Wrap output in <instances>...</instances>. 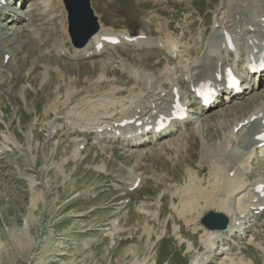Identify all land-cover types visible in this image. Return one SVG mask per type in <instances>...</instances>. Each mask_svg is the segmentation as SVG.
<instances>
[{
	"label": "rangeland",
	"instance_id": "rangeland-1",
	"mask_svg": "<svg viewBox=\"0 0 264 264\" xmlns=\"http://www.w3.org/2000/svg\"><path fill=\"white\" fill-rule=\"evenodd\" d=\"M219 1L91 0L106 34L111 33L108 30L117 33L134 29L149 35V46L136 47L120 40L121 44L107 45L101 53L87 58L71 57L73 49L64 32L66 19L61 0H28L24 4L22 9L32 18L28 16L30 20L14 24L15 30L19 28L17 33L3 39V45L15 57L10 69H5L8 77L0 80V147L5 149L0 154V264H188L190 259L204 254L205 231L199 219L206 210L198 220L189 221L191 216L185 212L183 201L172 193L182 195L183 188L187 189L184 193L189 191L193 181L185 174V166L197 170L202 145L219 141L232 123L260 106L264 90L242 96L223 113L221 108L226 105L206 111L199 133L188 132L198 121L184 131L188 133L184 137L186 147L179 157V137L161 143L166 149L158 154L151 152L161 149L158 144L134 152L128 146L133 137L124 144L102 138L106 125L116 121V113L119 122L127 118L128 107L132 108L138 99L144 100L146 87L162 80L164 83L165 77H171V70H176V59L170 52L151 42L165 40L168 44L174 38L179 41L177 46L192 45L197 48L192 53H203L214 33L216 37L220 33L213 28ZM47 13L53 15L51 25L48 17H43ZM247 13L251 16L250 6H246L244 14ZM234 18V23H246L244 17ZM32 24L39 27V32L29 31ZM45 45H52L55 51L47 53ZM177 54L180 59V52ZM235 58L231 56L230 62ZM48 62L61 69L63 75L50 70L45 75L46 82L40 85L41 72ZM104 76L110 80L103 81ZM90 79L99 82L97 90L84 89ZM113 85L118 91L111 90ZM68 86L79 91L73 92L64 105ZM164 87L168 88L167 83ZM179 87L183 90L182 101H192L185 95L188 88ZM50 99H54L56 107L45 111ZM123 126L112 124L105 128L106 135ZM250 161L241 162L240 167L248 165L250 180L263 179L264 158L257 156ZM208 164L211 167V162H205L198 176L203 180L199 186L205 189L210 187L211 179ZM139 172L142 178L138 180L142 182L137 189L119 186L121 177H127L126 183L141 175ZM246 172H241L243 177ZM243 193L239 194L240 208L246 207ZM255 195L262 196L260 192ZM219 197L214 200L224 195ZM237 240L232 234L221 256L214 254L212 247L206 264L223 260L231 264H264V214ZM235 245L240 246L241 253L236 252ZM171 250L175 252L166 260Z\"/></svg>",
	"mask_w": 264,
	"mask_h": 264
},
{
	"label": "bare ground",
	"instance_id": "bare-ground-1",
	"mask_svg": "<svg viewBox=\"0 0 264 264\" xmlns=\"http://www.w3.org/2000/svg\"><path fill=\"white\" fill-rule=\"evenodd\" d=\"M36 3H35V5H36ZM40 4H41V2H40ZM12 5H13V2L11 3V1H9V0H0V11H1V15H0V80L1 79L4 80L6 78L7 74H6L5 69H10V66L12 65V63H11L12 57H15L14 54H12L13 52L9 51L10 49L8 50L7 47L5 48V46L3 45V39H5L8 36L11 37L12 34L17 33L16 31L19 30V28H16V30H15L12 27L16 21H18V20H29L27 17L31 16L28 12L23 11V9H19V8L15 9L16 7L14 8ZM246 6L251 7V13H252L251 16L248 13L244 14L246 12ZM216 11H217V15L215 16V22H214L213 28L215 30L220 31V33H218V37H216V35L214 34L215 35V43L212 45L209 44L207 47V50L203 51V53L201 55H197L196 57H194V56H189L191 54V52L193 51L194 47H189V46L183 47L182 45L177 46L178 41H174L173 40L174 38L172 40L169 39L168 44H165L164 43L165 40H164V42H163L164 46H165L164 48H166L168 50V52H170V54L176 55L177 67H178L176 72L174 74L172 73L171 77H166V79H165L164 83L168 84V88L164 87L163 80H162V82H159L154 86H152V84H151L148 87H146L144 90H147V91H143L144 97H142V99L144 98V100L140 101L141 99H138L137 101H140V102L136 101V103L134 105H132V108L128 107L127 118L132 119L133 122L128 123L127 125H124L122 127V129H114V127H113L114 132H112L108 135H105L104 138H107L111 141H116V140L125 141L126 139H128L129 135H132L134 132L141 129L142 130L141 135L142 134L148 135V138H142L140 135V136L136 137V139L134 140V143L130 144L131 147L140 148L141 146L146 144V142L149 143L150 141H152V138H155V141H157V140H162L164 137H165L164 140L169 139V138H174V136L176 137V135H177V137H179V143H177L176 157H179L181 151L184 150L186 147L185 146L186 138L184 139V137L186 134L188 135V133L182 131V129L185 130V128L188 124L192 123L193 121L194 122L198 121L197 122L198 124L196 125V127H192L191 129H189L188 132L195 133V134L199 133L198 129L201 128V124L203 123L202 120L204 119L205 110L199 109L197 111H194V113L192 115L189 114L191 119L186 118L185 120H182V121L178 122L176 125H172V126L170 124L168 127L163 129L161 134L160 133L157 134L153 130L154 121L159 116V114L169 115V111H170L171 105L173 103V100H174V97L176 94L181 97V90L177 89V91L175 93L174 88H178V85L182 84V85H186L189 89H193V88H195V86L197 85V82L201 78H208L214 82V86L219 88L221 93L225 92V94L228 95L227 92L225 91L226 88L224 86L223 78H221L220 80H216L215 76L217 73L223 74L225 68L228 66H230L232 69L235 70L234 63L236 62V64H237V61H244V71H242L241 69L237 70L236 71L237 74L247 84L250 83V82H248V79L246 76L247 75L246 68H245L246 60L248 58H250V56H253V55L258 56L262 51H264V0H221ZM36 13H38V12H36ZM35 14H34V16H36ZM49 14L47 13L48 16L46 14H44L46 16H43V17H48L47 23L49 25H51L52 22H50V20H51V16H53V15L50 16ZM38 15H39V13H38ZM41 15H43V13H41ZM234 15L235 16L237 15L238 18L244 17L246 20L245 21L246 23H240L238 21L236 23H234V19H235ZM249 16L253 19H251ZM40 18H41V16H40ZM37 19L38 18H36V20ZM45 22H46V18H45L44 23ZM38 24H40V23H38ZM43 24H40V25H43ZM48 24L46 25V23H45V25H46L45 27H47ZM32 29H34V28L29 27V30H32ZM38 29H39V27H38ZM41 29H42V27L40 26V30ZM108 31L111 32L110 30H108ZM226 33L231 37V39L234 43V46L237 49L236 51L238 54V60H236L233 63H229L227 55H217L215 53V51L217 49L218 50L222 49L226 53H228V49H226V47L223 43V37ZM37 35H38V33H37ZM105 35H108V34H106L104 32V29H100L98 31V33H96L93 36V38L90 40V42L86 46L79 48V49H74L71 56H77V57H80V56L81 57H87L88 56L89 57L95 53L100 52L101 49H96L95 46L99 42L102 44V48L108 45V44H105L106 43L105 41L101 40L102 36H105ZM109 35H113V33H110ZM117 35H121L122 36L121 41L124 42V40H125V39H123L124 36L130 35V33L128 31H124V32L121 31V32H119V34H116V36ZM167 35H168V33H167ZM170 38H172V36ZM240 40H243V41L241 42ZM125 41L128 42L127 40H125ZM137 41H138V43H144L146 41V39L145 40L144 39L143 40H137ZM109 44H111V43H109ZM46 51L48 53L49 52L53 53V51H55V50H54L52 45H49L46 47ZM10 52H12V53L10 54ZM178 52H180V54H181L180 59L178 58L179 57V55L177 54ZM184 53H186L187 56L184 59H182ZM5 56H8L7 60H5ZM15 60H16V58H15ZM35 63L36 62L33 61L32 66H34ZM44 65H45V69L41 72V75H40L41 76L40 77L41 78L40 79V85H44V83L46 82V76L45 75H47V73L50 74L49 73L50 70H53V71L56 70L59 72V74L61 76L63 75L61 69H57L56 66L52 65L50 62H48L47 64H44ZM14 66H15V64H14ZM171 72H172V70H171ZM103 75H104V73L100 74L99 79H100V77L102 79ZM168 76H170V75H168ZM104 79L105 80H103V81L110 80V79H108V77L107 78L105 77ZM44 80H45V82H44ZM87 80H88V77H87ZM90 81H91V79H90ZM89 84L90 85H87L84 89L89 90L91 88H94L95 90H97V88H98L97 85L99 84V82L98 81H96V82L91 81V82H89ZM243 84H244V82H243ZM72 86H68L67 91H65L67 93V98L65 97L66 100L62 102V103H64V105H66L67 102L69 100H71L72 96L76 92L79 91V90H77L75 92L76 89L75 90L73 89L74 91H72ZM74 86H73V88H74ZM259 87H260V85H258V88ZM245 88H247V87L245 86ZM255 89H256L255 86L252 85L250 87V91L248 90L249 92L247 91V93H251ZM111 90H115V92H116V91H118V88L114 87V85H113L111 87ZM261 90H264V87H262ZM73 92H75V93H73ZM66 93H64V94H66ZM100 93H102V92H100ZM140 93L142 94V92H140ZM103 95H104V93H103ZM261 96L263 97L264 94L262 93ZM192 97H194L193 92H192ZM86 98H84V100ZM54 99H50V101H48V103H47L48 106L44 109L45 111H49L52 107H54L53 106L55 104ZM103 99H105V98H103ZM232 100L233 99L226 98L223 101V103L231 104ZM92 101H94V100H92ZM196 101L197 100H194L195 103H196ZM89 102H90V100H89ZM112 103H114V102H112ZM197 103H199V100L197 101ZM214 105H216V104H214ZM233 105L231 104L230 106H226L225 108H231V106H233ZM55 107H56V105H55ZM103 108L104 107H102V110H103ZM223 109L224 108L221 109V112L223 111ZM263 111H264V102L260 106H257L256 109L248 112L246 115H244L240 119H238L239 121L236 120L234 123H232V126L230 127L231 128L230 131L227 134H224L221 137V139H219V141L213 142V143L207 144V145L203 144L202 145V153L200 156V162L198 164L199 168L197 170L196 169L193 170V168L190 167L189 165L185 166V174L187 175L188 179L193 181V183L191 182V185L188 188L189 191L187 193H184L187 189L183 188L185 191L182 192V195H180V193L175 191L174 193H172V196L176 197V195H177L178 197L181 198V200L183 201V205H184L183 208L185 207L184 208L185 212H187V214H189L191 216L189 221L191 220L194 222V220H198L199 216L207 209H215L217 211H220L223 214H225L226 216H228V218H229V225L225 230H211V231L205 232V238H204V241L206 243L205 244L206 249H204V255L205 256H201L200 258L190 259L189 264H192L193 262H194V264H206L208 261L209 252H210V248H209L210 246L208 244L210 242L212 243L214 241H217V239L224 240L229 234L233 233V231L241 229L242 222H244L248 217H255L254 212L260 206L264 205V195H262L261 197H258V195H257V197H256L255 191H254L255 185L258 183L264 184V180L263 179L250 180L249 179L250 176H249L248 172L245 174L246 176L243 177L244 174L242 175L241 172L245 171V169H248V167H247V165L243 166L244 169H242L240 167L241 162L243 164H245L246 162L248 163L250 153H252L256 149L260 148L257 146L261 142V140L255 139L254 135L259 130L260 121L262 119L261 113ZM108 114H111V113H108ZM252 116H254L255 118L253 120H250V118ZM119 118H120V116H119ZM245 120H247V122L243 123L236 130L235 128L238 126V124L241 122H244ZM150 124H152V128L149 130V132L144 131L145 127L150 125ZM117 128H118V126H117ZM83 130H84V128H83ZM144 132H146V133H144ZM129 133H131V134H129ZM160 145L161 144H159V147H160ZM165 149H166V147L161 145V149H159V150L155 149L156 150V151L154 150L155 152H153L151 150V152L153 154H158V153H160V151L162 152ZM262 151H263V155H264V149H262ZM205 162H207V163L211 162V167H209V164H208V169H210V171H211L209 173L211 179L209 180L210 187H208L207 189H205L206 187L201 188L199 186L203 182V180L198 179V176L202 172V167L205 165ZM135 175H137V174H135ZM140 177L141 176L139 175L136 178H133L134 180H132L130 178L132 181H130V179H129V181H127V182H129V186L133 185V183L136 180H138ZM243 191H244V193L242 194V197H243L242 199L245 202L246 207L244 206L245 208H240L241 204H239V196H240L239 194ZM263 191H264V189L262 190V192ZM217 195H219L221 197H222V195H224V198L219 199V198H221V197H219L218 198L219 200H217V202H216V200H214V198ZM202 202L204 204L199 206V203H202ZM262 212L263 211H260L258 213V215L262 214ZM28 220H27V222H28ZM25 224H26V222H25ZM209 240H212V241H209ZM223 250H224V248L222 249V251ZM130 253H131V251H130ZM218 264H231V262L228 263L226 261L224 262V260H223L221 263H218Z\"/></svg>",
	"mask_w": 264,
	"mask_h": 264
},
{
	"label": "water",
	"instance_id": "water-1",
	"mask_svg": "<svg viewBox=\"0 0 264 264\" xmlns=\"http://www.w3.org/2000/svg\"><path fill=\"white\" fill-rule=\"evenodd\" d=\"M68 11L69 34L75 46L81 47L98 29L97 18L88 0H64ZM207 228L220 229L227 224V218L220 213H207L201 220Z\"/></svg>",
	"mask_w": 264,
	"mask_h": 264
}]
</instances>
